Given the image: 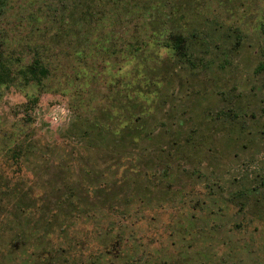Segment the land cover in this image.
<instances>
[{"label":"rangeland","instance_id":"374dc122","mask_svg":"<svg viewBox=\"0 0 264 264\" xmlns=\"http://www.w3.org/2000/svg\"><path fill=\"white\" fill-rule=\"evenodd\" d=\"M0 34L50 64L0 88V264H264V0H7Z\"/></svg>","mask_w":264,"mask_h":264},{"label":"trees","instance_id":"16d2710c","mask_svg":"<svg viewBox=\"0 0 264 264\" xmlns=\"http://www.w3.org/2000/svg\"><path fill=\"white\" fill-rule=\"evenodd\" d=\"M6 1L7 0H0V10L4 8ZM185 40V35L181 31H170L166 34L164 44L173 48L175 53L184 55L186 54ZM80 70L79 68L75 70L76 76L80 73ZM49 74L50 64L48 59H45L38 50H35L31 57L25 62L13 66L12 62L5 57L0 49V88L3 84H8L10 82H18L24 85L33 82L40 86L43 79ZM35 99L36 96L31 97V101H35ZM23 150V147L22 149L18 148V150L13 149L14 156L19 158Z\"/></svg>","mask_w":264,"mask_h":264}]
</instances>
